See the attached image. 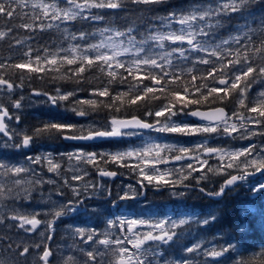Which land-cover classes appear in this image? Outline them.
Listing matches in <instances>:
<instances>
[{
	"label": "snow or ice",
	"instance_id": "obj_1",
	"mask_svg": "<svg viewBox=\"0 0 264 264\" xmlns=\"http://www.w3.org/2000/svg\"><path fill=\"white\" fill-rule=\"evenodd\" d=\"M262 4L264 0H0V43L8 41L10 52L0 58V264H29V257L30 264H227L229 259L232 264H264V246L247 257L236 244L197 238L217 220L211 212L109 211L102 227L86 221L66 225L71 243L63 249L50 243L64 218L100 215L88 212L86 199L98 193L112 197L106 184L90 179L93 170L101 180L123 175L121 169L136 178L110 200L116 209L146 195L150 186L170 188L177 198L196 189L219 197L241 183H249L254 196L264 194V142H251L264 137V7L257 8ZM161 5L168 6L163 14L155 10ZM46 33L59 39L40 44ZM34 77L74 87L57 86L52 92L31 88ZM253 85L262 90L253 95ZM25 87L31 88L28 96L22 94ZM26 100L64 107L85 119L104 110L108 118L102 127L98 121L78 124L68 118L19 127ZM144 130L157 135L113 152L87 151L83 144L69 152L23 154L45 140L119 143L143 136ZM172 134L201 139L190 146L162 141ZM219 136L249 144L210 146L209 140ZM10 149L23 158L14 159ZM213 158L215 167L209 164ZM47 173L55 178H46ZM257 174L260 179L253 181ZM210 175L226 176L218 191L201 186ZM48 185L52 187L45 192ZM33 203L44 208L26 207ZM247 211L252 209L243 208L241 215ZM192 223L199 226L196 235L189 231L192 239L185 241V227ZM13 232L39 239L14 241Z\"/></svg>",
	"mask_w": 264,
	"mask_h": 264
},
{
	"label": "flooded vegetation",
	"instance_id": "obj_2",
	"mask_svg": "<svg viewBox=\"0 0 264 264\" xmlns=\"http://www.w3.org/2000/svg\"><path fill=\"white\" fill-rule=\"evenodd\" d=\"M26 123H38L33 120H21V124L19 127H26ZM133 140H126L125 138H122L119 143H115L112 141H96V142H67L68 144H61L60 146H55L53 147V150L55 152H69L73 151L74 147L77 145H83L86 144L87 151H96V152H113L117 150H123L126 147H128L130 144H133ZM136 144V141H135ZM38 147L35 146L34 151H37ZM12 152V150H8ZM24 152L28 153V150H23ZM15 153V152H14ZM20 157V156H19ZM14 158V157H13ZM22 158V156L20 157ZM16 159V158H14ZM67 167V165H65ZM115 168V166H113ZM123 175L115 177V178H108L105 177L103 180L98 176V174L95 173L93 170L90 176V179L96 180L99 182H102L106 184L112 191L113 195L111 198H109L106 194H103L101 200L97 201H92L93 198L90 197L86 199L85 201V207L88 209V212L91 213L92 207L97 206V213H99V219H104L109 211L114 212L116 215L120 214H139V213H145L147 215H170L171 213L175 214H182V215H195V216H200L201 214H205L208 212H211L217 216V220L208 227L206 232H200L199 236L203 237L206 240H213V237L216 238L214 242L218 244H223V238L224 235L223 233L216 227L215 223L218 221L220 210H222L224 207L228 208V204L230 203L231 208L237 209V199H238V189L237 187L232 188L231 196L232 199H228L227 197L224 198L226 193L229 190H226V192L219 196H207L205 194H202L199 192L198 189L191 191L186 197L184 198H177L176 196L172 195V189L170 188H157L155 186H150L146 189V195L140 196L137 200H131V201H123L121 202L120 208L116 209L114 206L110 203L111 199H115L116 194L120 192V189L122 186L127 185V184H135L136 183V178L133 175H130L128 170L126 169H121L120 170ZM48 177H54V174L52 173H47L46 178ZM226 178L225 177H220L217 179L215 182H206L203 181L201 183L202 187H205L208 191H218L219 187L223 183V180ZM193 183V182H191ZM194 184V183H193ZM213 186V187H212ZM47 190V189H45ZM183 190V189H181ZM249 191V190H247ZM250 196L251 192L249 193ZM253 199V198H252ZM251 201V200H250ZM170 213V214H169ZM80 218H78V221L80 222L79 225L82 224V222L86 221L88 222L89 218L95 220L98 218V216L95 215H78ZM98 219V221H99ZM72 220L70 218H67L65 220V224L68 225L71 223ZM238 219H235L231 225L227 224V231L226 233L229 235L227 237L234 238L235 235H237L236 228L238 229L237 224ZM236 222V223H235ZM101 227L103 226L102 222L100 223ZM234 224V226H233ZM239 224V223H238ZM95 226V225H94ZM199 226L192 223L189 226L185 227V233L186 231H194L196 235V230ZM251 228V226H250ZM198 236V237H199ZM234 256V254H233ZM231 261V259H229ZM232 264V261L230 262Z\"/></svg>",
	"mask_w": 264,
	"mask_h": 264
},
{
	"label": "trees",
	"instance_id": "obj_3",
	"mask_svg": "<svg viewBox=\"0 0 264 264\" xmlns=\"http://www.w3.org/2000/svg\"><path fill=\"white\" fill-rule=\"evenodd\" d=\"M180 2H181V0H172V3H174V4L180 3ZM185 2H186V0H185ZM167 7L168 6H165V5L156 6L155 10H156V12L163 14L167 10ZM260 7H264V4L257 6V8H260ZM121 15H123V14H121ZM118 22L123 23V21H118ZM237 22H239V21H236V20L233 21V23H237ZM0 23H3V21H0ZM229 28H231V25H229ZM24 34H26V33L21 32V35H24ZM54 37L56 39H59V37H57L55 33L43 34L39 37V43L45 44V43L49 42L51 39H53ZM8 55H10L9 48H8V41H4V42L0 43V58L6 57ZM93 74H89V75H93ZM29 83L31 84V88L43 89V90L49 91V92H52L53 89L57 86H60L63 89H67V90H71L74 87V85L72 83L67 82V81H60L58 83H50L49 80H43L42 81V80H39L35 77L31 81H29ZM80 86L81 87H87L88 85L82 83ZM31 88L25 87L23 89L22 94L25 96H28L31 93ZM255 90H256V85H253L252 92H254ZM84 95H85V93L80 94L81 97ZM33 99L35 100V97H33ZM39 99L43 100L44 97H40ZM24 103H25V107H24L22 114H21V120H31L32 122L34 120V121L38 122V123H26L27 126L38 125L41 121H49V120L57 121V120H63V119L68 118L69 122L78 123V124H87V123H89V121H98L99 122L98 126L102 127L108 118L107 113L104 110H101L97 113H93L90 117L85 119V118L76 117L71 112H66L64 107L54 108V107H51L47 104L29 103L27 100ZM142 111H143V109H140V112H142ZM140 112H137L136 114H140ZM43 143H47V144H54L55 143L54 145L56 147L57 146L61 147V144L62 145L68 144L67 142H65V140H59V139L52 140L50 143L48 140H45ZM51 187H52L51 185L45 186L47 191ZM245 191H247V189H245V188H239L238 189V191H237L238 192V194H237V196H238L237 209L231 208L230 203H229L228 208L224 207L222 210H220L219 218H218V221L215 223V225L223 233V235H224L223 241H226V240L230 241V242H231V240H232V242L235 241V244L238 245L237 251L239 253H242L243 255H245L247 257H250V256H252L253 253H258L260 251L261 247L264 246V229H263V231L257 230L258 228L256 227V221L259 218H261L260 216L258 217L257 214L245 213L244 215H241V212H240V209H241L240 204L241 203H240V201H242L243 199L249 200L248 197L241 196L243 193H245ZM231 192H232V190H229L226 193V195L224 196V198L227 197L229 200L232 199ZM263 197H264V195L261 194L257 197V199L262 200ZM262 212H264V210ZM42 218H44V217L42 216ZM235 219H238V223L244 222V223L250 224L251 229L252 228L253 229L251 231H249V230L241 231L240 227H238V229L236 228L237 236L235 239L231 238V237H227L229 235L226 233V231H227L226 225L227 224L231 225V223ZM233 226H234V224H233ZM60 234H61V231L59 229L56 230L55 236H54L56 242L62 241ZM21 236L23 239H25L23 234H21ZM12 237H13L14 241L20 239V237L16 236L15 232L12 233ZM233 254H234V257H236V254L235 253H233ZM236 258H239V257H236Z\"/></svg>",
	"mask_w": 264,
	"mask_h": 264
},
{
	"label": "rangeland",
	"instance_id": "obj_4",
	"mask_svg": "<svg viewBox=\"0 0 264 264\" xmlns=\"http://www.w3.org/2000/svg\"><path fill=\"white\" fill-rule=\"evenodd\" d=\"M260 90H262V86L261 85H256V90L253 92V95L256 92L260 91ZM188 119L191 120L190 118H188ZM13 124H15L14 121H13ZM156 135H157L156 133H150L149 131H144V135L141 136V137H139V138L138 137H125V139L126 140H130V139L133 140L132 142H134V143L133 144H130L128 146V147H132L133 145H139L140 142H141V140H147V139H149V137H155ZM200 139H201V137L198 136V135L197 136H180L178 134H172L171 136H168V137H162V141L165 142V143H183V144H186V145H189V146L191 144L195 143V142H198ZM135 141H136V144H135ZM158 142H160V141H158ZM251 142L252 143H262V142H264V137H256ZM54 144H46V143H43V145L42 144L41 145L38 144V145H36L38 147V150L37 151H33L31 153L28 152V153H25V154H35V153L40 152V151H50V152L51 151H54L53 150V147H55ZM247 144H249V141L248 140H230V139H228L227 137H224V136H219V137H216L214 139H210L209 140V145L210 146H212V147L226 148V149H229V148H240V147L246 146ZM128 147H126V148H128ZM8 152H9V154H14L13 157L16 158V159H22L23 158V157L20 158L22 155L15 154L16 153V150H12V152H10V151H8ZM175 163L176 162H172L167 167L171 168V167H173V165ZM180 163H183V162H180ZM209 164H211L213 167H215L216 164H217V160L215 158L210 159L209 160ZM220 177L221 176H219V175H210L209 176V179L206 182H208V181H210L211 183L212 182H215ZM251 179L253 181L259 180L260 179L259 174H257V176H255V177H252ZM190 182L195 183L194 181H190ZM249 187H250V184L249 183H241V184L238 185V188H245L247 190H249ZM44 191L47 192V190H45V189H44ZM245 192L246 193H243L241 196H248V197H250V194H249L250 191H245ZM251 195H252V193H251ZM259 195H261V194H259ZM259 195H255V196L252 195L251 196V198H253V199H251V200H253V203H251L250 201H247V202L244 201L245 202L244 203L245 204V207L244 208H250V209H252V211H247L246 213L252 212L254 214H257L258 217L259 216L261 217V218H259L257 220V223L259 224V227H258L257 230H259L260 227H261V229L259 231H263V229H264V212H262V211L264 210V197H263L262 200L257 199V197ZM102 196H103L102 194H99L98 193L93 198L92 201H94V202L97 201V200L99 201V200L102 199ZM35 197H36V200H39L40 199L39 192H37L35 194ZM69 198H71V194L70 193H69ZM240 203H241V206H242V202L241 201H240ZM26 207L35 208L37 211H40V210H42L44 208V205L43 204L33 203L31 206H27L26 205ZM94 210H95V212L97 211V206H93L92 207V211H94ZM241 210H242V207L240 209V212H241ZM118 215H119V212H118ZM170 215H176V214L175 213H171ZM38 218L44 219V218H42V216L41 217H38ZM67 218L68 217L64 218L62 221H60L56 225V230L59 229L61 231V234L60 235H61L62 241L56 242L55 241V237H54V241L53 242H50L53 245L54 248L59 247V248L63 249L67 244L71 243V239L69 238V236L65 232V226H66L65 220ZM78 218H80L78 215L75 217V219L70 218V220H72V221L69 224L76 223V224L79 225L80 222L78 221ZM98 219H99V216L95 220L89 218L87 224L89 226H94L98 222L101 223L103 221L102 219H99V221H98ZM238 225H239L240 229L243 226L242 222H240ZM247 230L251 231L250 224H248V223L245 224V227H244V230L243 231H247ZM186 232L187 233H185V241H187L189 239H192V237L188 235V231H186ZM192 233H193V236H195V232L192 231ZM24 237H25V240H27V242H29V243H32V242H34V241H36V240L39 239L38 235H35V234L30 235V236H24ZM20 238H22V236ZM197 238H203V237L202 236L201 237L199 236ZM209 241H211V239ZM225 242H230V241H227V240L226 241H223V243H225ZM230 243L235 244V242H232V240H231ZM2 252H3V249L0 248V253H2ZM30 262H31V257H29V264H30ZM230 262L231 261L228 260L227 261V264H230Z\"/></svg>",
	"mask_w": 264,
	"mask_h": 264
},
{
	"label": "bare ground",
	"instance_id": "obj_5",
	"mask_svg": "<svg viewBox=\"0 0 264 264\" xmlns=\"http://www.w3.org/2000/svg\"><path fill=\"white\" fill-rule=\"evenodd\" d=\"M39 109H40V108H39ZM40 110H41V109H40ZM189 118H190V117H189ZM190 119L193 120L192 118H190ZM144 131H148V130H144ZM99 141H103V140H99ZM65 142H74V141L67 140V141H65ZM78 142H81V141H78ZM82 142H84V141H82ZM95 142H96V141H95ZM49 143H50V142H49ZM46 144H47V143H46ZM39 145H41V144H39ZM42 145H43V143H42ZM44 146H45V145H44ZM49 146H50V145H49ZM24 151H25V150H24ZM24 153H26V152H24ZM45 189H46V188H45ZM245 193H246V192H245ZM246 197H248V196H246ZM248 198H249V200L252 199L251 196L248 197ZM241 200H242V199H241ZM249 200H248V199H243V200L241 201V202H242V206H241L242 209H243V206L245 205V204H244V203H245L244 201L247 202V201H249ZM250 202L253 203V200H251ZM243 204H244V205H243ZM240 205H241V204H240ZM257 206H258V205H257ZM255 221H256V220H255ZM235 223H236V222H235ZM260 223H261V222H260ZM242 224H243V226L245 227V224H246V223L242 222ZM236 225L239 227V225H238V221H237V224H235V226H236ZM256 227H257V228L259 227V224L257 223V221H256ZM252 229H253V228H252ZM252 229H251V230H252ZM255 229H256V228H255ZM260 229H261V227H260ZM260 229H259V230H260ZM235 230H236V229H235ZM240 230H241V229H240ZM245 230H246V229H245ZM236 231H237V230H236ZM236 236H237V235L234 236V239L236 238ZM234 242H235V241H234ZM236 257H238V256H236ZM236 257H235V258H236Z\"/></svg>",
	"mask_w": 264,
	"mask_h": 264
},
{
	"label": "water",
	"instance_id": "obj_6",
	"mask_svg": "<svg viewBox=\"0 0 264 264\" xmlns=\"http://www.w3.org/2000/svg\"><path fill=\"white\" fill-rule=\"evenodd\" d=\"M227 110V109H226ZM192 119H195V118H192ZM96 141H99V140H96ZM74 142H78V141H74ZM87 142H95V141H87Z\"/></svg>",
	"mask_w": 264,
	"mask_h": 264
}]
</instances>
